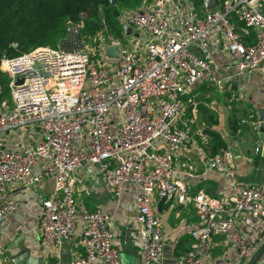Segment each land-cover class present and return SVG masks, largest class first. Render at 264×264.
<instances>
[{
    "label": "built area",
    "instance_id": "2783aa9c",
    "mask_svg": "<svg viewBox=\"0 0 264 264\" xmlns=\"http://www.w3.org/2000/svg\"><path fill=\"white\" fill-rule=\"evenodd\" d=\"M214 1L207 9L205 0L199 6L193 0H148L122 11V25L131 28L123 35L148 38L139 48L105 30V39L93 37L95 50H88L79 21L68 26L56 47L1 58L11 104H0V264H11L1 236L4 223L19 209L12 188L32 191L52 182L37 215L39 243L52 252L76 233V196L89 194L78 177L83 167L100 173L116 198L131 188L142 264L162 263L164 238L155 200L193 205L197 224L178 264H202L215 247L214 235H225L243 264L255 253L258 244L245 243L235 221L241 216L252 228L254 219L264 220V183H235L222 197L202 190L190 195L174 175L175 158L191 138L181 120L188 103L184 96L210 81L230 99L244 100L236 78L264 72V0ZM246 27L253 29L254 42L243 41ZM105 46L118 47V57L109 58ZM218 49L230 73L217 79ZM194 133L207 140L202 130ZM8 136L16 139L11 148L4 146ZM32 137L34 142H26ZM232 158L225 150L208 156L206 164L232 177ZM187 167L194 169L192 163ZM81 219V253L69 264H121L113 244V213L95 209ZM256 264H264V251Z\"/></svg>",
    "mask_w": 264,
    "mask_h": 264
},
{
    "label": "crops",
    "instance_id": "0c3cea01",
    "mask_svg": "<svg viewBox=\"0 0 264 264\" xmlns=\"http://www.w3.org/2000/svg\"><path fill=\"white\" fill-rule=\"evenodd\" d=\"M215 61L222 68L220 72L214 73V78L216 74L223 76L230 73L223 68L226 59L222 49L216 52ZM237 82L243 85L246 93L245 100L257 117L255 131L250 128L243 133L240 141L231 139L226 127L229 106L226 102L207 105L218 115V124L213 125L212 129L220 132L228 143L233 156L231 162L234 175L228 177L222 172L208 168L207 152L191 135L187 145L175 158L174 173L175 178L188 187L190 195L202 190L213 196L222 197L231 193L235 183H264V142L258 137L259 113H263L264 116V72H257L248 77L240 75L236 78L234 84L236 87ZM200 120L206 122L202 118ZM34 139V137L28 138L26 142H34ZM15 144L16 139L13 137L8 136L4 141V146L7 148ZM256 146H259L257 152ZM233 148L237 149V154L233 153ZM189 163L193 164V170L188 169ZM78 177L89 191V194L81 193L76 196L79 215L81 216V212L95 209L113 213L115 219L113 244L120 253L121 264H142L134 195L131 188L128 187L120 197L116 198L107 188L102 175L95 169L83 167L78 172ZM51 186L52 182L46 181L39 189L32 191L20 186L12 188L13 196L19 201V209L4 223L5 232L1 236L7 249L4 258L9 260V263L12 264V254L17 252L22 244L29 249V256L43 257L46 264H69L72 257L81 253L77 243L82 227L81 217H78L75 235L64 241L57 250L48 252L39 243L37 215L41 206L38 205V201L40 195L49 192ZM153 211L159 219L164 238L161 264H178L188 251L191 242L189 230L197 224L193 205L191 203L180 205L176 199L167 202L155 200ZM235 225L247 244H255L264 239V220L261 218L254 219V226L249 228L243 223L242 217L238 216ZM211 240L215 247L210 254L203 257L202 264H243L237 247L225 235H214ZM176 247L178 248L175 255ZM96 264L102 263L97 261Z\"/></svg>",
    "mask_w": 264,
    "mask_h": 264
},
{
    "label": "trees",
    "instance_id": "16d2710c",
    "mask_svg": "<svg viewBox=\"0 0 264 264\" xmlns=\"http://www.w3.org/2000/svg\"><path fill=\"white\" fill-rule=\"evenodd\" d=\"M144 1L148 0H0V60L2 57H14L40 46L56 47L66 37L68 26L79 22L82 14L87 15L82 30L85 39L94 37L104 26L113 36L120 37L123 35V25L114 11L120 15L122 11L138 8ZM193 1L197 6L202 2V0ZM101 14L103 17L99 19ZM101 23L104 25L102 26ZM246 30L247 33L241 31L244 35L243 41L254 42L253 29L246 27ZM0 86L1 104L5 102L4 99L8 97L11 99L7 78L1 72ZM194 91L193 88L184 96L183 100L188 101L187 104H190L195 97L196 91ZM222 93L229 99L226 101V105L229 106L226 127L230 138L235 139L241 128V120L245 122L243 133L250 128L254 130L257 117L247 100H233L230 99L229 92ZM9 101L6 100V103L9 104ZM190 105L186 108L188 113L191 111ZM207 105L209 104L205 101L196 105L197 115L206 121L203 122L202 132L207 136V140L202 141L200 136L193 132L194 130L190 134L205 149L208 156H214L230 148L222 134L212 129L213 125L218 124V115ZM177 248L174 250L175 255Z\"/></svg>",
    "mask_w": 264,
    "mask_h": 264
},
{
    "label": "rangeland",
    "instance_id": "374dc122",
    "mask_svg": "<svg viewBox=\"0 0 264 264\" xmlns=\"http://www.w3.org/2000/svg\"><path fill=\"white\" fill-rule=\"evenodd\" d=\"M102 17H103V14H101L99 16V19H101ZM118 18H119V16H118ZM80 21H82L85 24V22L87 21V15L82 14L80 16ZM102 21H104V20H102ZM103 23H101L102 26L104 25ZM104 27H102L101 30L99 29V31L94 35V39H96V38L105 39V36H106L105 30H107V28H104ZM120 37L122 38V41L126 44H131L132 42H135V48H139L140 44L144 43L145 39H146V41L148 40V38H145L141 35L135 37L134 34L130 35V36L122 35ZM85 46L88 50L94 49L93 37H88V40L85 39ZM216 78L217 79L219 78L218 74H216ZM194 89L196 91V93H194L195 97L193 98V100L190 99L191 105L187 104L185 106V109H184V112H183V115L181 118L182 122L185 123V124H183V125H185L184 129L188 130L189 133L190 132L192 133L193 130H194L193 132H195L196 130H203V128H204V123L200 120L197 113H192L191 111L188 113L186 108H188L189 105H190V110H191V107L193 105H198L202 101L207 102V104H209V105H214L217 103L224 104L228 99L225 96V94L222 92H219L217 90L216 86L213 84V82H210V81H204V82L196 85V87ZM8 98L4 99L3 101L10 100L9 102L11 104V99L10 98L8 99ZM192 125H194L193 126L194 128H192Z\"/></svg>",
    "mask_w": 264,
    "mask_h": 264
},
{
    "label": "water",
    "instance_id": "95a60500",
    "mask_svg": "<svg viewBox=\"0 0 264 264\" xmlns=\"http://www.w3.org/2000/svg\"><path fill=\"white\" fill-rule=\"evenodd\" d=\"M205 6L207 9H211L215 6L214 0H205ZM115 16L118 18L119 14L117 11H114ZM123 30L126 35H129L131 33V28L128 25L123 26ZM106 55L111 59H116L118 57V47L116 46H105L104 47ZM18 82H21V79L18 80ZM258 137L261 141L264 142V116L263 113H259L258 116ZM245 126V122L241 120V128L239 129L235 140L240 141L243 135V127ZM234 154H237V149H232ZM45 199V193H42L39 197L38 205L41 206L42 202ZM83 212H81V215ZM24 238V237H22ZM258 247L255 251V253L250 257V259L245 264H256L259 257L261 256L262 252L264 251V239L262 241H257ZM19 250L12 254L11 262L12 264H46L43 257H34L29 256L28 252L29 249H26L24 247V244L20 245Z\"/></svg>",
    "mask_w": 264,
    "mask_h": 264
}]
</instances>
